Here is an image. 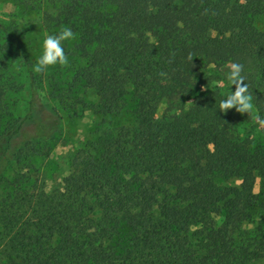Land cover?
<instances>
[{"label": "trees", "instance_id": "1", "mask_svg": "<svg viewBox=\"0 0 264 264\" xmlns=\"http://www.w3.org/2000/svg\"><path fill=\"white\" fill-rule=\"evenodd\" d=\"M9 1L43 14L47 34L75 33L63 44L69 66L48 76L51 96L91 91L103 115L126 123L99 136L64 193L13 184L0 208L12 234L0 264L263 261L264 130L218 106L235 90L229 56L244 66L253 114L264 118V0H109L92 18L93 0ZM24 43L0 23V174L54 133L44 117L29 123L41 80ZM15 61L30 80L22 118L9 104Z\"/></svg>", "mask_w": 264, "mask_h": 264}, {"label": "rangeland", "instance_id": "2", "mask_svg": "<svg viewBox=\"0 0 264 264\" xmlns=\"http://www.w3.org/2000/svg\"><path fill=\"white\" fill-rule=\"evenodd\" d=\"M107 1L109 0H93L92 5L86 11L87 18H92L98 13V6ZM0 23L18 39L24 40L35 65L42 54V43L47 34L42 27L44 26L43 14L20 8L9 0H0ZM257 26L264 29V16L257 18ZM214 36L215 33L211 32L207 37ZM223 62L225 67H228L233 59L227 56ZM22 67L18 61H15L11 63L8 73L18 88L9 95L10 111L15 118L27 116L31 99L30 80ZM52 72L53 69L50 67L46 73L39 74L41 108L33 113L29 123L33 125L44 117L54 133L29 145L30 148L34 146L35 150L26 149L14 160L13 166L0 174V208L2 201L11 192L13 184L19 180L33 182V187L37 192L43 190L56 195L64 193L67 179L76 173L79 161L87 157L99 136L108 132L110 128H120L121 124L126 123L123 114L118 117L103 115L97 106L98 97L91 91L78 93L74 100L53 98L48 89V76ZM48 110L52 111L53 115ZM56 115L60 117L58 126L54 124ZM243 120L257 122L253 120L252 115L247 114H244ZM259 130L262 132L264 128L259 125ZM255 192H260L259 182L255 187ZM21 207L31 209L28 203ZM253 227L254 225L248 228ZM11 236L10 229L5 228L0 221V258L7 257L9 250H6V247ZM256 264H264V260Z\"/></svg>", "mask_w": 264, "mask_h": 264}, {"label": "clouds", "instance_id": "3", "mask_svg": "<svg viewBox=\"0 0 264 264\" xmlns=\"http://www.w3.org/2000/svg\"><path fill=\"white\" fill-rule=\"evenodd\" d=\"M75 39V33L70 27H62L58 34H45L42 43V54L39 56L36 64L33 66L34 73L44 74L50 67L59 65L61 67L69 66V59L64 51V42ZM188 60L192 62L191 54ZM244 66L237 62L228 65L226 80L230 86H235V90L226 95V98L219 102L218 109L222 113H227L235 109L237 113L252 115L253 120L257 121L261 128H264V118L260 117L258 111L253 115L255 105L253 95L249 91V85L245 83L246 77L243 75ZM165 76L166 73H160ZM223 83V82H221ZM188 103H192L189 101Z\"/></svg>", "mask_w": 264, "mask_h": 264}]
</instances>
